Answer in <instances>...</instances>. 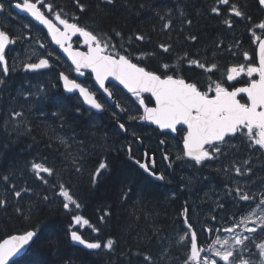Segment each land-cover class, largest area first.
Wrapping results in <instances>:
<instances>
[{"label": "trees", "instance_id": "trees-1", "mask_svg": "<svg viewBox=\"0 0 264 264\" xmlns=\"http://www.w3.org/2000/svg\"><path fill=\"white\" fill-rule=\"evenodd\" d=\"M42 2L53 5L51 14L60 11L61 18L78 22L93 34L107 38L114 46L109 51L119 52L157 74L164 73L163 66L167 64L172 69L167 71L168 75L184 77L199 86L210 80H221L233 62H241L262 20L257 0H229L228 5L219 4L218 0H115L112 5H107L105 0H79L83 12L77 0ZM141 4L145 7L141 8ZM232 5H237L250 19L232 15ZM212 7H218L220 14L212 13ZM177 8L184 12L183 18ZM168 10H171L169 16L161 20L157 12L162 15ZM225 19L231 20V29L223 23ZM188 20L192 21L191 25ZM165 23H169V28H164ZM138 35L144 39L137 40ZM189 35L197 39H188ZM162 45L169 50L165 52ZM229 48L236 54L232 55ZM189 60L204 63L205 67L190 64ZM213 64L216 68L209 72ZM58 76L56 67L37 72L11 71L7 88L0 92V199L6 202L0 205V241L14 233L37 232L27 252L14 260V264H142L145 255L159 260L165 249L167 259L162 264H183L190 254L192 231L201 244L210 221L230 218L229 224L240 221L241 213L247 208L234 219L233 216L246 202L225 196V184L232 188L227 183L232 174L223 158L215 167L199 170L200 184L186 180L184 184L173 183L174 175H167L163 182L154 181L129 159L127 146L130 144L118 130L110 110L103 114L87 111L76 95L64 93ZM82 81L98 96L90 73ZM41 88L46 91L38 92ZM25 92L32 95L25 96ZM61 105L67 123L53 115ZM78 107L80 112L76 111ZM12 111L24 112L17 119L27 122L28 133L11 130L23 127L12 120ZM5 121L11 122L7 130ZM142 128L139 124L136 127ZM100 144L104 147H98ZM100 162L109 167L93 183L91 177ZM33 163L54 169L53 175L41 173L44 179L37 178L31 170ZM13 164L24 171H13ZM261 165L264 170V162ZM77 167L82 170L77 172ZM45 179L48 184L44 183ZM261 179L264 180V171ZM60 183L65 184L80 204L78 209L74 205L69 210L63 209L64 198L53 195L52 185ZM13 186L16 191H27L16 197ZM181 186H184L182 190ZM55 192H59V187ZM45 196L49 197L48 201L43 199ZM73 215H80L89 224L75 225ZM186 219L192 225L191 230ZM70 228L86 240L102 245L113 240L114 251L104 248L89 251L74 245L68 235ZM185 233L187 244L180 243V236ZM261 242L264 234L256 235L249 246L254 254L251 259L257 264L260 258L255 244ZM249 258L247 252L242 256L244 260Z\"/></svg>", "mask_w": 264, "mask_h": 264}, {"label": "snow or ice", "instance_id": "snow-or-ice-1", "mask_svg": "<svg viewBox=\"0 0 264 264\" xmlns=\"http://www.w3.org/2000/svg\"><path fill=\"white\" fill-rule=\"evenodd\" d=\"M114 2L115 0H105L107 5H112ZM77 3L83 12V4H80L79 0H77ZM218 3L228 5L229 0H218ZM258 3L259 6L264 7V0H258ZM38 4L40 5L39 7ZM11 7L30 15L34 21L47 28L48 33L51 35V40L67 54L72 65L75 67L76 73L84 75L82 69H90L91 73L94 74L99 89H103V92L107 93V99L104 102H98V97H94L93 93L87 87L82 86L81 83H77L75 79H70L69 75H66L64 72H60L58 76V81L63 82V87L67 92L75 93L78 91L80 96L83 97L84 102L90 105L87 111L91 112L92 109L107 111L111 108L109 102L115 97V91L109 89L106 81L109 84L112 81H116L118 85H122L124 89H127L128 93L136 97L139 105L143 107V114L139 115V108L133 107L134 101H131L127 97L124 98V102L117 100L115 108H120L121 111L128 112L129 119L133 121L137 119L140 121H149L151 124L158 126L159 129H170L172 131L177 130V125L186 126V132L183 136V153L176 157L178 161H185L187 163L194 162L192 163V167H203L210 162L217 161L224 155L225 146L231 140L237 138V134H239L240 138L247 137L249 141L247 147L252 151L264 150V39L256 37L254 41L258 43V66H251L249 55L247 52H244V59L249 61V64L229 67L226 75L228 82L236 80L242 73L250 78L254 74H257L259 76L258 80L252 79L246 87H238L233 90H229L231 86H226L223 80H210L207 90L202 91L196 82H186L180 76L168 75L167 71H172V69L167 64L163 66L166 71L162 74H157L154 71L146 70L145 67L138 66L137 63H133L130 58L125 55H120L119 52L109 51L114 46L109 44L107 38L93 34L86 27L79 26L78 22L70 23L68 19L61 18V12L57 11L54 14V19L58 21L59 25L63 26V31H61L41 11V8H47L48 12L52 13L53 5L50 3L42 2V0H35V2H30V0H16ZM140 7L143 8L145 5L141 4ZM7 10L11 14V8ZM4 11H6L5 4L0 2V13ZM170 11H165L162 15L157 12V15L160 16L161 20H165L169 16ZM177 11H179L180 17L183 18L184 12L179 8H177ZM230 11L235 17L250 19V17H246V13L240 10L237 5H232ZM211 12L219 15L220 9L218 7H212ZM76 19L73 17V20ZM169 23L164 24L165 29L169 28ZM187 23L191 25L192 21L188 20ZM223 23L229 29L233 27L230 19H225ZM258 27L264 30V22L260 23ZM24 28H30V25L25 24ZM116 35H120V33H116ZM73 36L83 37L84 45L88 48L87 52L74 51L72 49L71 43L69 42ZM136 39L143 40L144 36L138 35ZM188 39L196 40L197 37L195 35H189ZM37 42L39 43V41ZM14 43H16L15 38H10V35L5 30H0V65L3 66L2 74H0V86L3 87H0V92H3L7 88V77L10 73V68L6 62V46ZM39 47L44 49L45 44L40 43ZM162 47L164 46L162 45ZM216 48L219 49L220 45L217 44ZM168 50V47H164L165 52ZM228 51L232 55L236 54L231 51V48ZM53 55V51L47 52V57L50 58ZM189 63L196 64L200 68L205 67L204 63H200L197 60H189ZM49 67V59L47 58H40L38 62L23 64V68L26 71L43 70ZM214 68H216L215 64L212 65L209 72ZM112 87L118 90L117 85L113 84ZM99 89L96 91L99 92ZM45 91L46 89L44 88L38 89V92ZM143 93H151V96L155 100V107H147L145 105V99L142 97ZM241 94H246L247 103H241V100L238 99V96ZM24 95L31 96L32 93L25 92ZM122 103L124 105L123 107ZM64 110V106L61 105L58 112L53 113V115L59 116L64 123H67L63 115ZM76 111L80 112L81 109L78 107ZM133 111L137 114L133 115ZM113 115L118 116L119 114L113 110ZM23 116V111H12V120L16 121L17 125L23 126L22 128L12 127V131L21 134L29 132L27 122L23 119H17ZM10 123V121H5L6 130ZM117 124L118 130L127 132L128 129L125 123L117 120ZM245 129L247 132L244 131ZM60 139L62 144L65 143L62 138ZM163 142L161 141V143ZM256 146H259V148ZM98 147H104V145L100 144ZM129 152H131V149H129ZM131 158V155H129V159ZM164 159L169 160V157L165 156ZM80 160L83 162L82 156ZM136 163L145 172L149 171L146 163H140L139 161H136ZM171 163L170 161V166ZM244 164L248 165V161L245 160ZM108 167L107 163L100 162L95 173L92 174V182L95 183L103 175V170L108 169ZM233 167L237 176H247L252 171L250 165L246 168H241L234 164ZM11 168L13 171H24V169L18 168L16 164H13ZM31 170L39 179H44L40 175L41 173H47L49 176H52L54 173V169L36 163L31 165ZM81 170L80 167L76 168L77 172ZM150 175H155V173H150ZM4 179L7 180L8 177L6 176ZM156 179L163 181L165 176H156ZM44 183L48 184L49 181L45 179ZM261 184L264 185V180L261 181ZM56 187H59L58 193L55 192ZM52 188L54 196L58 195L64 198L62 204L63 209L69 210L70 205H74L77 209L80 207V204L73 198L64 183H60L59 185L53 184ZM225 189V196L231 197L237 202H246L241 208L237 209V213L234 214L233 219L235 215L240 214L245 208L251 209L253 205L261 211L251 212L250 215L243 216L238 223L226 227L224 234H232L231 240L218 238L215 243L219 244L220 247L214 250L210 248L208 251L212 252V256L205 257L202 264H221V262L223 264H237L238 261L239 264H257L255 260L251 259L254 254L251 253L249 246L253 244L256 235L264 234V188L258 191H252L251 189L244 191L239 185L235 188H230L225 184ZM12 190L16 197H21L22 191H27V189L16 191L15 186H13ZM257 196L259 197L258 203ZM43 199L48 201L49 197L45 196ZM5 203V200L0 199V205ZM219 206L223 207V204ZM17 211L22 212V209L18 208ZM185 215H187V209L185 210ZM72 219L73 223L77 226H86L89 224V221L83 219L80 215H73ZM185 223L188 225V229L191 230L192 225L188 223L187 219ZM241 227H243L244 231L236 232V229ZM93 231H98V229H93ZM211 231L212 229H209V232ZM68 235L71 241L83 245L86 249L98 250L104 248L110 252L114 251V241L111 239L103 245L98 242H88L78 234L77 230L72 228L69 229ZM34 237H37V232L29 230L22 235H13L3 240V242H0V264H10L12 258L25 249L34 240ZM180 243L187 244V233L180 236ZM255 247L259 249L260 259L258 264H264V242L255 244ZM204 251V249L198 247L197 234L195 231H192L189 249L190 254L183 261V264H201L200 257ZM245 252L250 257L247 260L242 259ZM166 253L167 249L160 254L159 260H154L151 255H145L142 264H162L167 259ZM215 257H219V259L217 260Z\"/></svg>", "mask_w": 264, "mask_h": 264}, {"label": "flooded vegetation", "instance_id": "flooded-vegetation-1", "mask_svg": "<svg viewBox=\"0 0 264 264\" xmlns=\"http://www.w3.org/2000/svg\"><path fill=\"white\" fill-rule=\"evenodd\" d=\"M0 2H3L5 4L6 11L0 13V26L1 30H5L9 35L10 38H15L16 43L8 45L6 48V62L8 67L11 71H24L23 64L29 63V62H38L40 58H47L49 59L50 65L52 67H56L59 69L60 72H64L71 79H75L76 81L83 84V78L87 77L89 74L88 72L82 71L84 75H80L75 72V68L62 56V54L59 52V46L55 45L54 42L51 40V36L48 33V31L41 25L37 24L30 15L15 9L14 7H11L12 4L16 2V0H0ZM30 2H35V0H30ZM259 5V4H258ZM40 5L38 4V7ZM11 8V14H9V11L7 9ZM262 10V9H261ZM41 11L45 13L47 18L52 20L54 24H56L61 30H63V26L58 24V21H56L54 18V15L49 13L47 8H41ZM263 15V12H262ZM71 23V21H69ZM262 23V20H261ZM25 24H29L30 28H24ZM45 31V32H44ZM264 35V30L260 29L258 30V34L252 35L251 37V46L249 49H247L251 66H258L257 63V56H256V46L257 43L254 42L256 37H262ZM39 41V43L37 42ZM43 43L45 44V48L41 49L39 47V44ZM71 43L73 45V48L80 49L81 51H86L87 46L84 45V41L78 37L75 36L72 38ZM53 51L54 55L52 57H47V52ZM19 53V58H18ZM244 53V52H243ZM243 55V54H242ZM241 64L248 65L249 61H246L244 59L241 60V62H233V64L230 66H239ZM49 68V69H50ZM212 68V67H211ZM210 69V68H209ZM3 66L0 65V74H2ZM213 70V69H212ZM35 72V71H32ZM227 72L221 77V80L225 82L226 86L229 87V90H233L234 88L243 87L245 85H248V83L251 82L252 79H258L259 76L257 74H254L253 77H248L245 74H241L240 77H238L236 80L228 82L226 80ZM181 77V76H180ZM184 78V77H182ZM185 79V78H184ZM186 80V79H185ZM213 81H220V80H213ZM186 82H190L187 81ZM208 82L203 83L200 87L202 91H206L208 88ZM109 89L115 91V97L113 98L114 103L111 104L110 113L111 115L113 110L115 113H118V116H114L116 120H119V122L125 123L127 127V132L122 133L126 135L124 139L127 143L130 145L127 146L128 154L131 155V159L134 162V164L149 178L155 180L148 172H145L144 169L139 167V164L136 163V161H139L140 163H146L148 165L149 170H151L155 174H162V175H173L177 177V179H174L173 176V183L175 182H182L184 183L186 181H193L199 183V173L200 169L202 168H208V167H215L218 163H220L221 159L225 162L226 158H229L230 160L234 159L236 160L238 166L240 165L241 168H246L249 165L252 168V171L248 173L247 176H240L241 180H244L246 183V188L251 189L252 191H258V187L261 184L262 173H263V164L264 162V150L259 151H252L250 148L247 147L249 141L247 140V137L240 138L239 134H237V138L231 140L228 145L224 148V155L220 157L219 160L210 162L209 164H206L203 167L196 166L189 168L187 165L190 164L192 166V163H187L185 161H178L176 160V157L178 155H182L183 153V136L185 135L186 128L182 126H177L176 131L166 130V131H160L156 128H154L152 125H149L146 123V121H140V120H131L129 119V114L126 111H119L117 108H115V103L117 100H120L124 102V98L127 97L131 101H134V108H139V115L143 114V107L139 105V101L136 97L132 96L131 93H128L124 91L122 88L118 87V90L113 89L112 84H108ZM98 100L100 102H104L107 99V95L98 92ZM142 97L145 99V105L147 107L154 106V100L152 97L147 94L143 93ZM238 99L241 100V103H247V97L246 96H239ZM122 103V107H123ZM107 110V111H109ZM107 111H104L107 112ZM133 115H136L135 111L132 112ZM128 123L131 124L130 128H128ZM139 125H142V130L136 129V127ZM118 125V124H117ZM133 127V128H131ZM247 132V130H244ZM135 133V135H133ZM161 141H164L161 143ZM136 143V145L132 144ZM132 144V145H131ZM230 147L232 149H230ZM259 148V146H256ZM129 149H131V152H129ZM240 152V158H237L236 153L234 152ZM165 156L169 157V160L164 159ZM187 160V158H185ZM240 160L241 162H239ZM248 161V165L244 164V161ZM170 161L171 166H170ZM256 162H258L256 164ZM229 163V162H227ZM230 173L232 174V178L230 180L231 186L234 185L238 179L237 174L233 168V165H229ZM173 170V171H172ZM196 171V173H195ZM165 176V178H166ZM184 180H183V179ZM179 179V180H178ZM165 180V179H164ZM163 180V181H164ZM161 181V182H163ZM159 182V181H157ZM201 185H198L197 188H200ZM184 186H181V189ZM247 190V189H246ZM257 200H259V197L257 196ZM246 212L241 213L240 218L242 219L243 216H245ZM231 220V218L229 219ZM229 220H213L212 222L208 223L207 226H205V233L206 238L202 240V243H198L199 248H204V246H207L212 240V231L209 232V229L215 230L218 229L220 231H224L226 227H230L232 224H229ZM221 221V222H220Z\"/></svg>", "mask_w": 264, "mask_h": 264}, {"label": "water", "instance_id": "water-1", "mask_svg": "<svg viewBox=\"0 0 264 264\" xmlns=\"http://www.w3.org/2000/svg\"><path fill=\"white\" fill-rule=\"evenodd\" d=\"M258 1V0H257ZM259 4V3H258ZM261 9H262V12H263V15H262V22H264V7H261V6H259ZM32 18V17H31ZM33 19V18H32ZM34 20V19H33ZM36 22V21H35ZM37 24H39L38 22H36ZM54 24V23H53ZM40 25V24H39ZM54 25H56V24H54ZM41 26H43V25H41ZM57 26V25H56ZM44 27V26H43ZM46 30H47V28L46 27H44ZM0 30H1V26H0ZM61 30V29H60ZM61 31H63V30H61ZM51 36V35H50ZM73 37H75V36H73ZM72 37V38H73ZM82 40H83V37H80ZM261 39H264V35L262 36V37H260ZM72 40V39H71ZM84 41V40H83ZM69 43H71V41L69 42ZM55 44V43H54ZM56 45V44H55ZM71 46H72V49L74 50V51H81L80 49H75V48H73V45H72V43H71ZM8 46H6V48H7ZM88 51V48H87V50L86 51H81V52H87ZM59 52L62 54V56L72 65V63H71V60L68 58V56H67V54L66 53H64L63 52V50L59 47ZM256 56H257V63L259 64V56H258V43H257V46H256ZM134 63V62H133ZM49 64H50V62H49ZM73 67H74V65H72ZM139 66V65H138ZM50 67H51V65H50ZM49 67V68H50ZM48 68V69H49ZM75 68V67H74ZM43 70H45V69H43ZM24 71H26L25 69H24ZM36 71H40V70H36ZM82 71H85V72H88V73H90L91 75H92V79H93V83H94V85H95V87L97 88V89H99V85L96 83V81H95V76H94V74H92L91 73V71H90V69H82ZM66 74V73H65ZM67 75V74H66ZM70 78V77H69ZM71 79V78H70ZM259 79V78H258ZM257 79V80H258ZM109 80H111V78H109ZM77 83H80V82H78V81H76ZM60 84H61V87H62V89H63V91H64V93L65 94H68V95H77L78 96V98L80 99V101H81V103L85 106V108H87V109H89L90 108V105H88V104H86L85 102H84V99H83V97H81L80 96V94H79V92L78 91H76L75 93H69V92H67L65 89H64V87H63V82L62 81H60ZM82 84V83H81ZM106 84L108 85L109 84V82L108 81H106ZM112 84H115V85H117L118 87H120V88H122L124 91H126L127 92V89H124L123 88V86L122 85H118V82H116V81H112ZM82 86H85V85H83L82 84ZM247 85H245V86H243V87H246ZM85 87H87V86H85ZM88 88V87H87ZM89 89V88H88ZM92 93H93V95H94V97H97V94H96V92H94V91H92L91 89H89ZM99 92H101V93H103V94H105V95H107V93H104L103 92V89H99ZM147 94H149L150 96H151V93H147ZM240 96H246V94H241ZM152 97V96H151ZM239 97V96H238ZM247 97V96H246ZM152 99L154 100V97H152ZM98 102H100L99 100H98ZM110 103H114V101L112 100V101H110ZM154 104H155V100H154ZM152 107H155V105L154 106H152ZM119 111H121V109L120 108H117ZM91 111H93L94 113H96V114H103L104 113V111H97V110H95V109H92ZM146 123L147 124H149V125H152L154 128H156V129H158V130H160V131H166V130H170V129H159L158 128V126H156V125H154V124H151V122H149V121H146ZM177 126H182V127H184V128H186V126H184V125H177ZM172 131V130H171ZM173 132V131H172ZM182 146H183V142H182ZM207 147V146H206ZM148 173L150 174V173H153L151 170H149L148 171ZM155 180H157V181H159V182H161V180H158V179H156V176H160V174H155V175H151ZM31 231H34V230H31ZM25 232H23V233H14V234H11V235H8V236H6L5 238H3L0 242H3V240H5V239H8L10 236H13V235H22V234H24ZM79 234V233H78ZM83 238V237H82ZM34 239H35V237H34ZM85 239V238H84ZM86 240V239H85ZM34 241V240H33ZM32 241V242H33ZM86 241H88V242H93V241H89V240H86ZM32 242H30V244L28 245V246H26L25 247V249H23L19 254H17V256H15V257H13L12 258V262L14 261V260H16L17 258H19V257H21L23 254H25L26 252H27V250L29 249V247L31 246V244H32ZM74 245H76V246H78V247H81V248H83V249H85V250H89V249H86V248H84V246L83 245H79L78 243H75V242H73V241H71ZM93 243H95V242H93ZM89 251H94V250H89ZM12 262H10V264L12 263Z\"/></svg>", "mask_w": 264, "mask_h": 264}, {"label": "rangeland", "instance_id": "rangeland-1", "mask_svg": "<svg viewBox=\"0 0 264 264\" xmlns=\"http://www.w3.org/2000/svg\"><path fill=\"white\" fill-rule=\"evenodd\" d=\"M19 53H18V58H19ZM230 149H232L231 147H230ZM224 153H225V151H224ZM234 153H236V155H238V156H236L237 158H240V152H238V150H237V152H234ZM237 160V159H236ZM236 160H234V159H232V160H230L229 158H226V161L227 162H229V165H234L235 164V166H238L237 164V162H236ZM239 162H241L240 160H238ZM189 168H192V166H190V164H188L187 165ZM239 167H240V165H239ZM234 168V167H233ZM236 177H238V179H237V181H236V183L234 184V185H232L231 187L232 188H235L237 185H239L244 191H249V188H246L247 186H246V183L244 182V180H241L240 179V176H236ZM262 188H264V185H260L259 187H258V190H260V189H262ZM247 189V190H246ZM257 203H258V200H257ZM261 210L259 209V208H257L255 205L254 206H252L251 207V209H248L247 208V210H246V214L245 215H250V213L251 212H260ZM235 223H238V222H235ZM249 226H251V225H249ZM217 230L218 229H215V230H212V240H211V242L209 243V244H207V249L205 250V253H203L204 255H208L209 257H211L212 256V252L211 251H208L210 248H212L213 250L214 249H216V248H219L220 247V245L219 244H216L215 243V241L219 238V239H228V240H231V238H232V234H224V231H220L219 230V232H217ZM244 231V229L241 227V228H238V229H236V232H243ZM245 234H247V233H245ZM231 246V245H230ZM203 257V256H202ZM202 257H201V259L200 260H202ZM215 259H219V257H215Z\"/></svg>", "mask_w": 264, "mask_h": 264}, {"label": "bare ground", "instance_id": "bare-ground-1", "mask_svg": "<svg viewBox=\"0 0 264 264\" xmlns=\"http://www.w3.org/2000/svg\"><path fill=\"white\" fill-rule=\"evenodd\" d=\"M53 20H54V18H53ZM44 32H45V31H44ZM238 164H239V163H238ZM238 164H237V165H238ZM208 169H209V168H208ZM205 170H207V169H205ZM172 171H173V170H172ZM198 171H199V170H198ZM195 173H196V171H195ZM210 174H211V173H210ZM222 174H223V173H222ZM161 175H162V174H161ZM173 175H174V173H173ZM165 176H166V175H165ZM167 177H168V176H167ZM174 177H175V176H174ZM206 177H208V176H206ZM206 177H205V178H206ZM219 177H220V176H219ZM224 177H225V175H224ZM170 178H171V177H170ZM182 179H183V178H182ZM203 179H204V178H203ZM229 179H230V178H229ZM178 180H179V179H178ZM183 180H184V179H183ZM184 181H185V180H184ZM214 181H215V180H214ZM216 182H217V181H216ZM219 182H220V180H219ZM229 182H230V180H229ZM229 182L227 181L228 184H231V183H229ZM182 184H184V183H182ZM205 184H206V183H205ZM206 186H207V185H206ZM215 186H216V185H215ZM185 187H186V186H185ZM216 187H217V186H216ZM193 188H194V187H193ZM193 188H192V189H193ZM181 190H182V189H181ZM215 190H216V189H215ZM217 190H218V189H217ZM217 190H216V192H217ZM187 192H188V191H187ZM218 192H220V191H218ZM189 193H190V192H189ZM221 193H222V192H221ZM191 194H192V193H191ZM188 195H190V194H188ZM218 195H219V194H218ZM192 196H194V195H192ZM188 197H189V196H188ZM224 197H225V196H224ZM223 199H224V198H223ZM223 199H222V200H223ZM187 200H189V199H187ZM222 200H221V201H222ZM189 202H190V201H189ZM222 202H223V201H222ZM222 202H221V203H222ZM225 202H226V199H225ZM226 203H227V202H226ZM190 205H191V204H190ZM199 206H200V205H199ZM229 206H230V205H229ZM194 207H195V206H194ZM203 207H204V206H203ZM194 210H195V209H194ZM194 210H193V211H194ZM201 210H203V209H201ZM195 212H196V210H195ZM195 212H194V213H195ZM200 212H201V211H200ZM192 213H193V212H192ZM192 213H191V215H192ZM204 213H206V212H204ZM195 214H197V213H195ZM202 214H203V212H202ZM207 214H209V213H207ZM200 215H201V214H200ZM192 216H193V215H192ZM208 216H209V215H208ZM194 217H195V216H194ZM195 219H196V218H195ZM199 219H200V218H199ZM203 219H204V218H203ZM195 222H196V220H195ZM201 222H202V221H201ZM205 222H206V221H205ZM197 224H198V223H197ZM199 224H201V223H199ZM203 224H204V221H203ZM203 224H202V225H203ZM205 225H206V224H205ZM200 227H201V226H200ZM199 229H201V228H199ZM200 231H201V230H200ZM200 231H199V233H201ZM203 233H204V232H203ZM203 233H202V234H203ZM202 236H203V235H202ZM203 240H204V239H203Z\"/></svg>", "mask_w": 264, "mask_h": 264}, {"label": "built area", "instance_id": "built-area-1", "mask_svg": "<svg viewBox=\"0 0 264 264\" xmlns=\"http://www.w3.org/2000/svg\"><path fill=\"white\" fill-rule=\"evenodd\" d=\"M205 258V257H204Z\"/></svg>", "mask_w": 264, "mask_h": 264}]
</instances>
